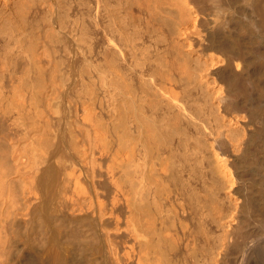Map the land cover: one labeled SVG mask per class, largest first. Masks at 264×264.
Here are the masks:
<instances>
[{"label": "bare ground", "instance_id": "obj_1", "mask_svg": "<svg viewBox=\"0 0 264 264\" xmlns=\"http://www.w3.org/2000/svg\"><path fill=\"white\" fill-rule=\"evenodd\" d=\"M0 264H264V0H0Z\"/></svg>", "mask_w": 264, "mask_h": 264}]
</instances>
